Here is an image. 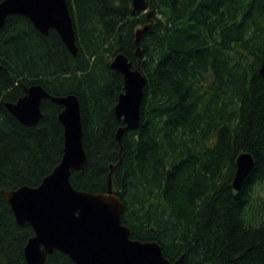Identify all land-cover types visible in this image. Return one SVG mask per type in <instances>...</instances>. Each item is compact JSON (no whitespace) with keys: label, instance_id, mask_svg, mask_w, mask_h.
I'll use <instances>...</instances> for the list:
<instances>
[{"label":"trees","instance_id":"1","mask_svg":"<svg viewBox=\"0 0 264 264\" xmlns=\"http://www.w3.org/2000/svg\"><path fill=\"white\" fill-rule=\"evenodd\" d=\"M67 2L76 57L55 30L43 36L25 16L0 30V264H27L34 235L2 192L39 185L64 153L61 107L44 100L29 127L5 106L35 84L79 97L88 161L72 184L106 192L118 165L112 185L132 239L158 242L171 262L264 264V0H147L150 19L132 14V0ZM148 24L137 58L136 30ZM119 53L147 77L139 128L121 143L124 78L110 66ZM244 152L255 167L236 191ZM45 264L74 263L56 251Z\"/></svg>","mask_w":264,"mask_h":264},{"label":"water","instance_id":"2","mask_svg":"<svg viewBox=\"0 0 264 264\" xmlns=\"http://www.w3.org/2000/svg\"><path fill=\"white\" fill-rule=\"evenodd\" d=\"M132 13L148 9L146 0H132ZM12 15L28 18L35 29L48 36L55 30L69 52L78 53L74 20L67 0H3L0 2V30ZM148 18L152 16L150 12ZM148 26L136 32L140 35ZM136 55L141 57L138 47ZM111 68L124 78V92L120 94L115 114L125 126L117 134L119 143L126 130H137L141 122V105L147 77L123 53L118 54ZM264 77V59L260 68ZM49 99L62 107L58 120L64 129V153L58 165L35 187L24 185L2 193L14 213L16 221L29 224L34 235L24 250L27 264H45L53 253L66 254L74 264H185V257L171 262L156 241L142 242L131 238L132 231L122 223L124 203L113 192L112 176L118 165L111 167L108 189L92 193L76 189L71 181L74 172L84 171L87 153L83 140L82 112L79 97L51 95L42 85L25 88V95L17 102L5 103L9 112L26 126L34 127L43 117L42 101ZM233 188L240 191L255 167L250 153H241L236 162Z\"/></svg>","mask_w":264,"mask_h":264},{"label":"flooded vegetation","instance_id":"3","mask_svg":"<svg viewBox=\"0 0 264 264\" xmlns=\"http://www.w3.org/2000/svg\"><path fill=\"white\" fill-rule=\"evenodd\" d=\"M47 100V99H46ZM44 101V100H43ZM43 103V102H42Z\"/></svg>","mask_w":264,"mask_h":264}]
</instances>
